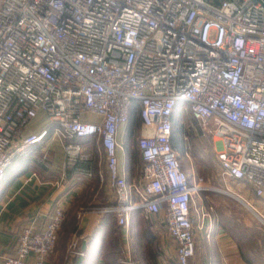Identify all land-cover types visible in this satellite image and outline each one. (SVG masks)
I'll return each mask as SVG.
<instances>
[{
    "label": "built area",
    "instance_id": "built-area-1",
    "mask_svg": "<svg viewBox=\"0 0 264 264\" xmlns=\"http://www.w3.org/2000/svg\"><path fill=\"white\" fill-rule=\"evenodd\" d=\"M134 103L143 164L129 185L118 168V133ZM180 104L217 141L212 176L264 200L262 0H0V180L21 149L47 136L24 134L40 113L64 138L98 137L115 196L104 212L122 227L133 210L161 215L177 264H190L193 195L205 188L203 179L191 185L172 148ZM64 153L66 166L88 160L78 144ZM225 188L264 225V202L257 210ZM65 216L58 208L41 229L24 227L1 264H47ZM68 253L86 256L74 239ZM122 264L139 263L127 256Z\"/></svg>",
    "mask_w": 264,
    "mask_h": 264
},
{
    "label": "crops",
    "instance_id": "crops-1",
    "mask_svg": "<svg viewBox=\"0 0 264 264\" xmlns=\"http://www.w3.org/2000/svg\"><path fill=\"white\" fill-rule=\"evenodd\" d=\"M89 120L99 122L97 117H90ZM48 125L52 128L51 132L47 129ZM43 130L48 132L44 140L24 147L17 153L0 180V264L5 257L15 255V243L24 227L34 224L41 229L58 208L66 212L60 233L70 223L72 228L76 227L75 231L68 229L66 236L72 235L71 240L74 239L86 255L82 259H74L73 263L105 264L100 251L101 242L91 244L93 234L102 222V215L111 213L104 212V209L115 204V196L108 186V172L100 142L98 144V141L91 138L92 143L87 147L86 144H78L85 150L88 160L66 166L64 147L73 140L69 139L67 144L60 140L56 126L48 122L43 113L30 123L24 134H39ZM124 134L122 126L118 133V140L123 146L117 153L118 168L127 183L134 185V169L139 171L143 163L138 148L133 150V153L136 150L139 154L137 160L130 152V142L124 141ZM90 151L100 153L103 166L99 164L100 161L94 160L96 156L90 154ZM212 177L213 181L222 183L218 178ZM206 183L203 180L201 187L205 189L197 193L201 198L208 199L212 194L230 196L219 189L205 186ZM225 186L236 196L255 205L257 210L262 209L264 200L258 201L249 187L231 181H227ZM233 198L237 207L244 209L245 216L242 212L238 214L235 208L232 215H229L226 211L231 210V207L227 208L225 203L219 205L218 214H213V217L203 204L198 205L196 217L192 210L195 255L190 264H250L247 260L256 259V249L264 250V225L241 201L235 196ZM131 201L134 205L139 204V198L133 193ZM84 209L88 211L81 214ZM111 214L118 226L120 241L124 243L126 257L130 255L134 242L135 226L131 223L132 218L140 216L149 220V226L157 233L155 237L159 240L162 255L154 257V264H171L172 261L177 264L175 244L166 232L161 215L146 216L141 209L133 210L129 215L128 226L122 227ZM110 232L109 228H105L101 240H106ZM257 232L260 233L259 238L256 236ZM55 251L56 257L59 253L56 247ZM54 253L48 258L47 264H50Z\"/></svg>",
    "mask_w": 264,
    "mask_h": 264
},
{
    "label": "rangeland",
    "instance_id": "rangeland-1",
    "mask_svg": "<svg viewBox=\"0 0 264 264\" xmlns=\"http://www.w3.org/2000/svg\"><path fill=\"white\" fill-rule=\"evenodd\" d=\"M189 107L186 104H180L176 111L174 112L173 116V141L178 142L181 151H177V154L179 156V162L181 165L182 170L189 176L191 185H196L195 179H203L206 183L205 186H209L215 189H219L222 192L227 191L224 189L225 186L222 183H217V181H213L211 179L212 175H216L217 169L219 168L216 162L215 153L218 148L217 141L214 137L207 135L205 131L201 128L200 124L192 118L189 112H187ZM131 124V116L126 125H124V141H127V135L129 134V128ZM47 129L51 132L52 128L50 125L47 126ZM140 133H135L133 137L130 139V152L133 153V150L137 148V139L139 137ZM59 138L63 142L67 144L69 142V139L64 138L62 132L59 133ZM95 139V141H98L99 144V138L98 137H91ZM91 138H84V139H75L71 143L72 144H80L85 145L86 147L91 145L92 142ZM87 141V142H85ZM96 143V142H95ZM23 149H21L22 151ZM91 150V147H90ZM20 151V152H21ZM19 153V152H18ZM96 156L94 160L100 161L99 164L103 166V158L101 157L99 152L90 151V154ZM187 153V154H186ZM141 168L134 169V184L139 183V175H140ZM211 179V180H210ZM232 185V184H230ZM229 186V184H228ZM216 193V192H215ZM229 195V194H228ZM233 195H230L229 197L223 195H217L212 194L209 196L208 199L201 198L200 195L197 193L193 195V205L192 210L194 211V217H196V209L199 204H203L207 212L211 217L218 214V208L219 205L222 203H225V206L231 207V210H227L226 212L229 215H232L233 208H235L238 212V214H241L245 216L244 209L241 210L238 208V204L235 202ZM228 205V206H227ZM212 207V209H211ZM87 208V207H84ZM90 208V207H88ZM87 208V209H88ZM92 208V207H91ZM225 208V209H227ZM99 210V209H98ZM115 223V222H114ZM135 228L133 233V247L131 249L130 255H128L133 261L138 262L139 264H154V257L155 256H161V248L159 245V240H157L156 232L153 231V229L149 226L150 221L143 217H134L132 218L131 222ZM130 223V225H131ZM116 227H118L116 225ZM68 229L76 230V227L72 228L71 223L69 226H67L64 229L63 233H59L58 236V242L56 246V250L58 253V256L55 257V253L51 258L50 264H72L73 260H71V257L68 253V243L69 240L72 239V235L67 237L66 233H68ZM63 230V228H62ZM61 232V231H60ZM73 234V233H71ZM151 235V241H147L146 237L148 235ZM155 237V238H154ZM110 246H113V250L115 251L114 254L111 253ZM103 249L106 253L110 254L106 261H109L110 264H122L123 260L126 258V250H124V243L120 241L119 235L118 239L115 237V234H111L109 238L105 242H103ZM55 251V250H54ZM56 252V251H55ZM171 264H175L174 261L171 262Z\"/></svg>",
    "mask_w": 264,
    "mask_h": 264
},
{
    "label": "trees",
    "instance_id": "trees-1",
    "mask_svg": "<svg viewBox=\"0 0 264 264\" xmlns=\"http://www.w3.org/2000/svg\"><path fill=\"white\" fill-rule=\"evenodd\" d=\"M219 1H221V0H213L214 3H218ZM177 107H176V109H177ZM176 109H175V111H176ZM173 116H174V113H173ZM173 116H172V148L174 150L181 151V148L178 145L179 143L176 141H173V134H174ZM140 125H141V120L139 118V105L137 103H134L132 105V108H131V124H130V128H129V134L127 135V142L130 141V139L133 137V135H135V133L139 132ZM137 148H138V146H137ZM133 156L136 160L138 159L139 154H138V152H136V150L134 151ZM62 228H63V226H62ZM105 228L110 229L111 232H110L109 236L114 233L115 237L118 239V235H119L118 234V227H116V223H114V219H113L111 213H105L102 215V222L98 226V228H96V230L93 234V237H92V241H91V244H94V243L97 244L96 241H98V243L101 242L100 243L101 244V246H100L101 256H102L105 264H110L109 261H106V260L109 256H111L110 254H114L115 251L113 250V246H110V249H111L110 254L106 253L103 249V242H105L107 240V238H109V236H108L106 238V240H101L102 234H104ZM256 236H257V238H259L260 233L257 232ZM146 239H147V241H151V239H152L151 235L149 234L146 237ZM256 250H257V254L255 255L256 259H248L247 260L248 263H250V264H262V262L264 261V250L263 249L259 250L258 248Z\"/></svg>",
    "mask_w": 264,
    "mask_h": 264
},
{
    "label": "water",
    "instance_id": "water-1",
    "mask_svg": "<svg viewBox=\"0 0 264 264\" xmlns=\"http://www.w3.org/2000/svg\"><path fill=\"white\" fill-rule=\"evenodd\" d=\"M263 1V3H264V0H262Z\"/></svg>",
    "mask_w": 264,
    "mask_h": 264
}]
</instances>
